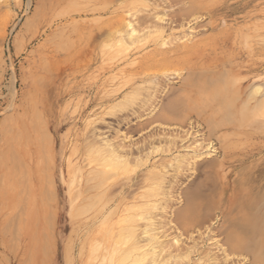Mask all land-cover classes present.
<instances>
[{
	"label": "rangeland",
	"instance_id": "obj_1",
	"mask_svg": "<svg viewBox=\"0 0 264 264\" xmlns=\"http://www.w3.org/2000/svg\"><path fill=\"white\" fill-rule=\"evenodd\" d=\"M61 1L63 3H61ZM124 1L125 0H120L118 3L117 0V4L114 7L118 4L121 6V3ZM217 1L219 2V0H214L213 5L208 6L204 13L202 12L204 15H202V13L191 12L190 17L189 11L187 13L182 12L181 16L185 17L184 19L173 16L175 12L178 13V7L179 9L182 8V4H177L175 6L174 3L173 8L169 5V7L163 6V8L160 9L156 8V13L159 12L160 15L166 14L168 17L162 18L166 15L160 16L158 14L156 18L157 22H164L163 25L166 26L165 33H162L163 35L161 34V37H158L159 35L156 36L157 39L159 38L158 43L155 42L157 39L154 36V41L151 37V41L147 39L144 40V42L142 41L143 43H135L136 45L133 44V41H129L134 45H132L131 48L127 47L128 44L130 46L129 42H126V46H124V42L123 44H118V48L117 46H115V48L112 45V39L109 38L111 37L110 34L108 35V26L110 25L108 20L113 14V12L110 14V11H116L118 15L122 13L121 9L123 4L121 7L118 5V8L108 6L107 9V5H105V3L109 5L107 1L101 2L102 4H97L96 0H0V126L2 124L0 127V131L2 130L0 132V140H3L0 143V151L2 149L1 153L3 154L0 153V156H5L4 158H0L2 159V164H0V177L1 174L3 176L0 178V180L3 179L2 187V182L0 184L2 195L1 202L3 203H0V210L2 208L7 212L10 211L5 217L0 213V225L2 219L7 222L5 223L3 231L0 227V262H2V264H26L24 263L26 261H28L27 264H83L84 262H82L79 256L82 247L85 245L83 253L86 254L87 257L92 256L99 249H104L103 247H98L96 251H94L96 247L93 245L97 243V241L98 243H100V240L104 242V244L107 243L105 244V248H107L108 244L110 246L111 243L117 242L114 239L117 237L119 233L118 228L121 225L137 228H133L137 239H141V241L139 239L141 244L145 242L143 245L146 248L145 244H148V239L147 237L145 239L143 238L145 234L143 232L142 234L144 235H141V230L145 231L147 225L153 221L158 231L157 234L161 239H166L168 245L169 243L171 244V241L174 243L171 244L172 247L171 245H166L168 249L162 250L163 252L161 251V257L159 255L160 253L158 254L159 262H156L157 259L150 255L147 256L148 259L145 258L148 262L142 260V262H145L140 264H148L150 261H152L151 264H154V261L155 264H200L201 262V264H208L210 262V257L216 259L214 264H256L255 261H252L254 257H264V193H256V187L253 189H251V187L242 190L235 189L238 182L237 180L239 179L237 177L238 171L246 165L239 164L240 159L249 151L255 150L259 144L263 142V139L258 138V136L264 135V114L262 112H252L253 110L250 107L249 99L256 96L254 95V91L259 88L258 86L261 85L260 87L264 89V0H220V4L217 3ZM94 4L98 5L99 8L103 5L105 6V12L107 10L109 11L105 13L103 7V9H100V11L102 10L100 15H98L100 13L99 11V13L97 11L91 12L90 9L95 6ZM76 6H78V9L81 7L79 12L88 10L89 13L85 14L87 16L84 14L80 15ZM167 7L170 9H164ZM81 9L84 10L82 11ZM168 10L170 11L169 14L167 13ZM67 11H69V14L70 11H72L71 14H74V12L75 14L78 13L74 22L68 17L69 14ZM148 13L150 12L147 11L141 14L149 15ZM188 14L189 17L185 16ZM174 18H176V21H173ZM196 18H199L197 19L198 21H195ZM36 19L38 20L36 21ZM164 19L166 20L164 21ZM59 21L61 23H59ZM196 22L197 24L195 25ZM70 24L76 26V28L73 27L75 30L72 29ZM50 26L52 27L50 28ZM192 26H195V31ZM214 26H217L220 30L225 29L227 36L224 37V39L217 38L213 46L211 44L207 46V48L204 46L191 53H183V58L187 56L184 59L179 55L181 53L178 48L175 51L176 53L178 52V55L175 54L174 50L176 45L179 44V47H181L182 41H185L183 44L188 42V44H192L197 40L202 38L206 39L210 35L216 33V31L213 30ZM98 28L102 30L99 31ZM256 28H259L258 30L260 33L257 32L258 30ZM70 32L74 34L72 35ZM250 32L253 34L252 37H247ZM141 33L142 31L139 34ZM143 34H148V32L145 30L141 35ZM260 37H262L261 40ZM165 38L168 40L166 41ZM174 38V43H171ZM194 38L195 40H193ZM169 39H171L170 43L168 42ZM147 41L148 45L145 43ZM177 41L179 43L176 44ZM163 42L168 44L163 46L161 45ZM142 45H145L143 46L144 48H141ZM153 45H155V48L159 46L158 48L160 50L162 49L160 48L161 46L163 49L167 48L168 50L165 49V52L162 49L164 53L161 54L166 55L168 58L170 57L169 55L174 52V55H171V62H174V65L176 63V66L182 65L183 67L185 65V67L181 69L182 67L179 66L171 70L170 63L168 64L167 62L169 59H166L164 55L162 58L159 57V53L158 57L156 56L157 54L155 55L157 58H150L154 64L150 62V68L146 69L149 71V69L152 70L151 66L154 68H158L159 66L160 72L157 73L153 68L155 72L146 73L147 70H145V66L143 68L144 70H142L140 66L142 65L141 67H143L142 63L145 61V58L144 60L142 58L146 57L144 55L148 54V57L150 56L149 53L154 50L152 49ZM257 45L259 46L256 47ZM114 48L115 50H112ZM138 48L141 49L139 50ZM169 49H172V52ZM200 49H203V51L201 52ZM258 56H260L261 59ZM147 57L146 59L148 60ZM41 58L44 60L42 61ZM163 58L166 60L163 61ZM49 59L52 60L50 61ZM54 59L59 62H56L58 67L54 66L55 68L52 66V63H54L52 61H55ZM207 60L220 62L221 64H213L216 65L213 66V68L199 65H203V62ZM49 63L51 65H49ZM161 63L162 65L165 63L163 66L164 68L167 66V72L165 69L162 70L163 66ZM173 64L171 63V66H173ZM195 64H197V66H195ZM169 67L171 69H169ZM42 68L44 69L42 70ZM225 69L226 71L228 70L226 74H224L226 72H224ZM35 71L37 72L35 73ZM202 71L206 72L202 73ZM190 73L191 76L187 77L186 75H190ZM198 73L202 74L198 75ZM235 73L240 75L239 84L242 85V89H235L238 82L230 86L226 80L227 78L233 77ZM193 76L195 79L191 78ZM208 76L211 79H209ZM184 77L189 79L187 80V78L185 79ZM218 77H220L221 80L219 82ZM223 77L225 79L222 81ZM36 78L38 80H36ZM43 78L45 80H43ZM50 79H52L53 82H51L52 80ZM244 79L246 81H243ZM37 81H39L40 85H38ZM191 84L196 85L197 91L194 93H190L192 88ZM37 85L38 88H36ZM39 87L41 89H39ZM186 87H188V91ZM180 89H182V92L178 91ZM31 93H33V95H31ZM181 93L185 95H183V97H178V95L182 96ZM237 94H239V96H236ZM187 95L188 97H186ZM213 96L217 97V99L214 97L215 100H213ZM177 97L179 101H181L180 103L176 101L178 100ZM182 98H184L183 101ZM185 99L186 103H183ZM218 99L219 102H221L220 106L223 110V114L221 115L223 117H218L223 123L221 128L213 127V125L209 124L201 117L209 106L216 104V100ZM178 103H183L184 105L188 104L186 105L187 109L185 106L182 104L179 105ZM172 104H177L179 106L176 107V105L174 106ZM174 107L177 108V110ZM233 107L237 109L236 114H240V118L236 120H234L235 118L232 113ZM225 110L226 112H224ZM31 111L33 114H29ZM184 111H186V113H184ZM7 121H10L9 125ZM233 125L242 126L240 129L236 130L237 128L232 127ZM211 129L214 130L212 131ZM7 131L9 132L8 134L11 133L12 135V139L10 137V140L9 137L8 139L6 137ZM219 131L229 132L221 134ZM261 131L262 133H259ZM4 132L6 133L5 137ZM19 134H21V136ZM152 135L155 136L158 141H156L155 137ZM231 136H234V140L229 142V145L230 143L231 145L230 147L228 145L227 148V139ZM148 139H151L150 143L152 140L153 142L149 144ZM47 140H49V142ZM142 141L144 143H142ZM45 142L46 145L44 146ZM25 144L27 146L26 148ZM141 145L143 146V150H140L142 149ZM6 146H8V153L7 150H5ZM11 146L13 147L14 153L11 152ZM156 146L159 147L160 150H158ZM44 147L47 149L45 150ZM41 149H44V153ZM108 150H111L112 153L115 150L117 154L122 157L121 159L124 160L122 162V168L125 167L124 171L123 169L120 171L121 169H105L100 167L104 166V163H99L102 162L104 154L107 153L108 156L112 155L111 151ZM227 150L229 154L226 156ZM4 151L7 154H5ZM98 151H100V153H98ZM103 151H105V153ZM15 152H18L20 155H18V153L15 154ZM95 152L97 155H94ZM98 154H101V157L100 155L98 156ZM147 154H149L150 157ZM14 155L18 158L22 155L23 158L20 157L22 161H19L16 157L14 158ZM107 155H105V157ZM11 159H17L16 162L19 161L18 164H20V162H23V164L21 163L18 165L15 162L16 164L12 165L11 163L15 160ZM225 160H227L226 165H224ZM252 160V162L250 161L252 165L256 164L257 166L262 163L263 158L256 156ZM47 161H49L48 164L50 166H46ZM210 161L213 162L214 164L212 165L215 166H213V171ZM24 163L26 165H24ZM11 165L15 167L13 168ZM19 166H22V172H20ZM48 167L50 168L48 169ZM208 167L211 169L209 168V170ZM23 168H25L24 172ZM94 169L97 171H94ZM256 169H258V167ZM44 170L46 171L44 172ZM110 170L112 171L111 174ZM207 170H209V173L206 172ZM27 171L30 172L27 174ZM42 171L45 173L44 175ZM156 171H158L156 173L157 175H155ZM210 171L213 172V175ZM46 172H48V174ZM97 172H105L103 173L104 179L107 176L110 178V175L112 178H106L108 181L100 185L98 184L99 179H97V174L95 175ZM149 172H153V178L156 176L158 177H155L157 180H155V178L151 180L152 177H149L151 175ZM12 173L15 174L13 175ZM17 173L18 176L16 175ZM21 173H24V176H22ZM147 173H149V175ZM158 173L162 175L161 177L164 179L163 183V179ZM46 176L51 179H48L50 182L47 181ZM209 176L212 178L210 179ZM93 178H95V180ZM23 179L25 182L22 181ZM87 179L88 181L89 179L93 180L88 183ZM209 179L213 181L210 182ZM45 180L49 185L52 182V186L47 185L46 182L45 184ZM152 181L156 182L153 183ZM18 182L21 184L24 182L28 188L26 189L24 183L21 185ZM27 182H30L29 184L31 185H27ZM94 184L99 186L96 185V188ZM156 184L159 187L156 186V188ZM161 184L163 187L160 186ZM20 185L21 187H19ZM22 186L24 187L22 188ZM47 186L48 189H45ZM92 187L95 189L93 190ZM100 187L102 188L100 189ZM151 188H153V190L156 189L154 193ZM144 190H146L147 193ZM149 190H152V192H149ZM49 191L52 195L48 196L47 194H51L48 193ZM103 191L104 193H101ZM164 191H167V193ZM44 192L46 195L43 194ZM187 192L189 194H187ZM192 192H196V195ZM20 193L24 195L22 194L21 196ZM27 193H30V198L26 200L25 196ZM98 193L101 194L97 195ZM190 193L194 194V197L192 194L190 195ZM152 194H154L156 198H152ZM162 194L163 196H161ZM185 194L187 195V200ZM94 195L98 197L96 196L97 198L94 197L91 200H85L86 197L90 198ZM102 195L105 197L101 202ZM167 195L168 197L166 198ZM188 195H190V198ZM201 195L203 197H199ZM18 196L21 197L18 198ZM139 196L145 198L142 199ZM28 197L29 195L26 196V198ZM108 197L111 198L109 199ZM150 197L152 199H150ZM197 198L204 204L199 202ZM245 198L248 199L247 204H245ZM24 199L27 202L24 201ZM41 199H45L42 201L43 203ZM95 199L98 202H95ZM112 199L114 200L107 202L109 204L106 203V200ZM16 200L23 201V204L20 202L21 207H16L14 205ZM224 200L227 203L225 210L228 209L229 218L232 220L234 219L236 223L239 222L241 225L244 224V228L249 232H246V235L245 233H239L243 239V245L245 246L243 252H241L242 254L232 255L228 260H226L222 250L224 246H227L224 241H226L228 237L226 233L222 232V226L225 225L223 213ZM193 201H195V203L198 201L196 206ZM24 202L27 204L24 205ZM90 202L92 203L93 210H91L92 207H90ZM94 202L95 204L101 203L94 206ZM146 202L154 204H151V208L155 210L146 208V211H144V206L150 207V203L146 205ZM190 202L197 208L192 209V211L188 213L186 210H188ZM88 203L90 204L89 206ZM159 203L161 205L163 204V207ZM42 204L44 205L42 206ZM51 205L56 209H54V223H52L53 219L51 220L53 225H50L48 221H46V213H48L47 211L50 209ZM82 205H84V207L88 206L90 210L88 208L86 210L78 208H82ZM132 205L136 207L134 208ZM119 206L122 207V210L115 211L118 210ZM153 206L156 207L153 208ZM157 206L158 209L161 210L158 211ZM99 208L102 209L101 212ZM112 208L113 210H111ZM17 209H20V211ZM135 209L136 211H134ZM76 210L79 212L78 216H76ZM110 210L111 214L109 215L115 218L114 226L111 224V230H114V232L106 239V236H104L106 233L102 234L100 230L107 227L110 216L107 218L104 217ZM128 210L129 212H126ZM82 211L87 215H84ZM147 212H149V214ZM150 213L152 214V218L155 217V215L153 217L155 213L159 221H156L158 220L156 218L154 220L149 218L151 217ZM16 214L19 216L17 217ZM140 214H143L142 217H145V219H140L142 218ZM144 214H148L149 219L146 218L147 216H144ZM20 216L22 218H20ZM102 218L107 220L103 222ZM146 219H148L147 222L149 220L151 222L149 221L147 223ZM13 220L15 221L13 222L14 226L12 224ZM24 220L25 223H23ZM126 220L129 222L127 223ZM8 221H11L10 227L7 225L9 224ZM17 221L18 224L20 222V225H17ZM131 221L134 222V225ZM157 222L161 223V225ZM157 225L158 228L160 225L159 229ZM7 226L9 227V229H7V232L9 230L8 233L5 232ZM50 226H55V228H51ZM14 227L16 230L20 227V229L18 228V235L16 238L13 233L15 232ZM43 228L45 230L44 234ZM53 228L54 232H52ZM137 231L140 232V234L137 233ZM52 233L55 237L54 235L52 236ZM43 236L48 239L45 240ZM132 238L133 236L130 240H132ZM11 240H13V245L10 247L12 244ZM47 240L50 241V243L48 248L44 249L43 246L46 244L45 242ZM124 240L127 239L124 238L122 240L123 249L129 248L133 241H135L133 239L131 242H123ZM124 245H126V247H124ZM69 246L70 250L67 252ZM191 248L192 250H190ZM49 249L52 251V255H49L50 257L48 256ZM44 250L47 255H45ZM167 250L171 253L169 254ZM177 251H179V253ZM165 252L169 255H166ZM173 253L174 257L172 256ZM43 254L47 256V259ZM175 255L178 257V260L177 258L175 259ZM8 256L10 259H8ZM166 256L169 257V259ZM153 257L156 260H154ZM164 257H166V259ZM202 258H204V260ZM167 259L168 262H171L166 263ZM199 259H202V261ZM98 260L103 261V257H100ZM175 260L176 262L173 263ZM179 260L181 261L179 262ZM114 263L117 264L116 262ZM93 264H95L94 261ZM132 264L134 263L132 262Z\"/></svg>",
	"mask_w": 264,
	"mask_h": 264
},
{
	"label": "bare ground",
	"instance_id": "obj_2",
	"mask_svg": "<svg viewBox=\"0 0 264 264\" xmlns=\"http://www.w3.org/2000/svg\"><path fill=\"white\" fill-rule=\"evenodd\" d=\"M40 1V0H39ZM53 1V0H52ZM65 1V0H64ZM97 1V4L98 3H101V2H105V1H107L108 3H109V5L108 4H106L105 3V5H107V9H108V6L109 7H114L116 4H117V0H96ZM216 1V0H215ZM227 1V0H226ZM59 2V1H58ZM120 2V0H118V3ZM213 2H214V0H125L123 3H121V6H122V4H123V6H122V13L121 14H119L118 15V12H116V11H110V14L113 12V14H112V16L111 15H109V16H111V18L108 20L109 21V26H108V35L110 34V36L111 37H109V38H111L112 39V45H113V47H115V46H117L118 44H123L124 42H125V44H124V46H126V42H129V41H133V44H139L140 42H144V40H147V39H150L151 37L153 38L154 36L156 37L157 35H159L158 37H161L163 34L162 33H165V31H166V26L165 25H163V23L162 22H157V20H156V18H157V16H158V14H159V12L158 13H156L155 12V10H156V8H163V6H170L171 8H173V6H174V3H175V6L177 5V4H182L181 5V7L182 8H180L179 9V7H178V10L179 11H177L178 13H176L175 12V14L173 15L174 17H176V18H182V19H184L185 17H182L181 16V14H182V12H185V13H187L188 11L190 12L189 14H190V17H191V12H193V13H204V11L208 8V6H211V5H213ZM219 2H220V0H219ZM218 1H217V3H219ZM222 2V1H221ZM246 2V1H245ZM245 2H243V3H245ZM39 3V2H38ZM61 3H63L62 1H61ZM96 3V2H95ZM242 3V4H243ZM68 4H69V2H68ZM102 4V3H101ZM165 4H167V5H165ZM220 4V3H219ZM223 4V3H222ZM41 5V4H40ZM45 5V4H44ZM64 5V4H63ZM66 5H67V3H66ZM65 5V6H66ZM79 5H81V4H79ZM78 5V6H79ZM95 5V4H94ZM119 6H120V4H118ZM118 5L116 6L117 8H118ZM216 5V4H215ZM214 5V6H215ZM47 6V5H46ZM60 6H61V4H60ZM65 6H62V7H65ZM73 6H75V5H73ZM78 6H76L77 7V10H78V12H79V9L81 8V7H79V9H78ZM85 6H87V5H85ZM100 6V5H99ZM120 6V7H121ZM162 6V7H161ZM168 6V7H169ZM214 6H212V7H214ZM220 6V5H219ZM44 7V6H43ZM68 7V6H67ZM88 7V6H87ZM91 7H93V6H91ZM95 7V8H94ZM92 9H90V8H88V9H90L91 10V12H95V11H99L98 13V15H100L102 12V10L100 11V9L102 8L103 9V7H104V12H105V6H103L102 5V7L100 6V8L98 7V5H95ZM116 7H114V8H116ZM119 7V8H120ZM164 8V9H170V8ZM217 7V6H216ZM39 8H40V6H39ZM74 9H76L75 7H73ZM84 8V7H83ZM113 8V9H114ZM175 8V7H174ZM211 8V7H210ZM46 9V8H45ZM63 9V8H62ZM66 9V8H65ZM64 9V10H65ZM84 9H86V8H84ZM83 9V10H84ZM110 9V8H109ZM41 10V9H40ZM82 10V9H81ZM82 10V11H83ZM87 10V9H86ZM112 10V9H111ZM120 10V9H119ZM120 10V11H121ZM173 10V9H172ZM109 10H107L105 13H107ZM150 12V13H153V14H150V13H148L149 15H147V14H145V15H142V14H144V12ZM153 11V12H152ZM157 11V10H156ZM160 11V10H159ZM37 12V11H36ZM71 12L72 11H70V14H71ZM166 12V11H165ZM169 10H168V14H169ZM64 13H65V11H64ZM67 13L69 14V11H67ZM77 13V12H76ZM87 13H89V11L87 10V11H85L84 10V12H79V14L80 15H85V14H87ZM114 13H116V14H114ZM142 13V14H141ZM160 13H161V11H160ZM184 13V14H185ZM202 13V15H204ZM208 13V12H207ZM37 14V13H36ZM47 14V13H46ZM68 14H66V15H68ZM69 14V15H70ZM78 14V13H77ZM77 14H75V12H74V14H71L70 16L68 15V17L74 22L75 20H76V17L78 16ZM92 14H94V13H92ZM157 14V15H156ZM189 14L188 15H185V16H187V17H189ZM209 14V13H208ZM210 14H212V13H210ZM39 15V14H38ZM65 15V16H66ZM90 15V14H89ZM153 15H155V16H153ZM160 15V14H159ZM163 14H161L160 16H162ZM164 15H166V14H164ZM163 15V16H164ZM40 16V15H39ZM85 16H87V15H85ZM103 16V15H102ZM184 16V15H183ZM193 16V15H192ZM32 17H34V16H32ZM58 17H61V16H58ZM168 18L167 17V15L166 16H164V17H162V18ZM169 17H171V16H169ZM186 17V18H187ZM194 17V16H193ZM197 17V16H196ZM199 18H201L200 16H198ZM37 18H38V16H37ZM47 18V17H46ZM63 18V17H62ZM160 18V17H159ZM158 18V19H159ZM162 18H161V20H162ZM176 18H174V20L173 21H176ZM199 18H196V20L195 21H198L197 19H199ZM32 19V18H31ZM59 19V18H58ZM64 19V18H63ZM62 19V20H63ZM69 19V20H70ZM172 19V18H171ZM38 19H36V21H37ZM45 20V19H44ZM44 20H43V22H44ZM68 20V21H69ZM166 19H164V21H165ZM194 20V19H193ZM32 21H33V19H32ZM48 21V20H47ZM55 21V20H54ZM67 21V22H68ZM158 21H160V20H158ZM200 21V20H199ZM203 21V20H202ZM41 22V21H40ZM43 22H42V24H43ZM167 22V21H166ZM172 22V21H171ZM190 22V21H189ZM210 22H212V21H210ZM32 23V22H31ZM47 23H49V22H47ZM59 23H61L60 21H59ZM169 23H170V21H169ZM169 23H166V24H169ZM225 23V22H224ZM52 24V23H51ZM105 24H106V22H105ZM173 24V23H172ZM197 24V22L195 23V25ZM211 24V23H210ZM209 24V25H210ZM216 24V23H215ZM230 24H232V23H230ZM71 25V24H70ZM108 25V24H107ZM203 25V24H202ZM202 25H200V26H202ZM214 25V24H213ZM261 25V24H260ZM72 26V25H71ZM106 26V25H105ZM170 26V25H169ZM199 26V27H200ZM250 26V25H249ZM257 26V25H256ZM52 26H50V28H51ZM73 27H75L76 28V26H72V29H74L75 30V28H73ZM168 27V26H167ZM195 27V26H194ZM194 27L192 26V28L194 29ZM197 27H198V25H197ZM203 27V26H202ZM226 27V26H225ZM192 28H190V29H192ZM228 28V27H227ZM264 28V27H263ZM71 29V30H72ZM78 29V28H77ZM169 29V28H168ZM167 29V30H168ZM192 29V30H193ZM196 29V28H195ZM195 29H194V31H195ZM250 29V28H249ZM248 29V30H249ZM257 29V28H256ZM259 29V28H258ZM257 29V30H258ZM70 30V31H71ZM98 30H99V28H98ZM98 30H97V34H98ZM100 30H102L101 28H100ZM99 30V31H100ZM147 31L148 32V34H143V35H141L142 33H144V31ZM171 30V29H170ZM213 30H215L216 31V33H214V34H212V35H210L208 38H206V39H200V40H197V41H195L194 43H192V44H188V43H185V44H183L185 41H182V46L181 47H179L180 45L178 44V45H176V47H175V50H174V52L176 51V49L178 48L179 49V51H180V53L181 54H179V55H181L180 57L181 58H183V56H184V54L183 53H185V54H188V53H191V52H193V51H195V50H197V49H199V48H203L204 46H206V48H207V46H209V45H211L212 44V46L214 45V42H215V40L217 39V38H223L224 39V37H226L227 36V34H226V30L225 29H222V30H220L217 26H214V28H213ZM255 30V29H254ZM253 30V31H254ZM65 31H67V30H65ZM64 31V32H65ZM142 31V33L141 34H139L140 32ZM261 31V30H260ZM58 32V31H57ZM63 32V33H64ZM96 32V31H95ZM169 32V31H168ZM168 32H166V33H168ZM201 32V31H200ZM200 32H197V33H200ZM257 32H259V30L257 31ZM262 32H263V30H262ZM61 33V32H60ZM71 33V32H70ZM69 33V34H70ZM146 33V32H145ZM193 33V32H192ZM241 33V32H240ZM260 33V32H259ZM57 34V33H56ZM72 34V33H71ZM70 34V35H71ZM74 34V33H73ZM72 34V35H73ZM76 34V33H75ZM162 34V35H161ZM196 34V33H195ZM206 34V33H205ZM204 34V35H205ZM229 34H230V32H229ZM258 34V33H257ZM190 35H193V34H190ZM190 35H188V36H190ZM252 32H250L249 33V36H247V37H252ZM59 36V35H58ZM60 36H61V34H60ZM165 36V35H164ZM202 36H203V34H202ZM56 37V36H55ZM154 37V38H155ZM53 38V37H52ZM63 38V37H62ZM154 38H153V41H154ZM177 38V37H176ZM189 38V37H188ZM196 38H197V36H196ZM198 38H199V36H198ZM261 38L262 37H260V40H261ZM156 39H157V37H156ZM159 39V38H158ZM158 39H157V41H155V42H157L158 43ZM163 39V38H162ZM172 39V38H171ZM171 39H169V43H170V40ZM222 39V40H223ZM256 39H259V38H256ZM59 40V39H58ZM165 40L167 41L168 39H166L165 38ZM174 40H175V38L171 41V43H174ZM177 40V39H176ZM179 40V39H178ZM193 40H195V38L193 39ZM264 40V39H263ZM53 41V40H52ZM55 41H56V38H55ZM149 41V40H148ZM148 41L147 42H145V43H147V45H148ZM150 41H151V39H150ZM149 41V42H150ZM164 41V40H163ZM180 41V40H179ZM189 41V40H188ZM191 41V40H190ZM50 42V41H49ZM49 42H48V44H49ZM59 42V41H58ZM142 42V43H143ZM165 42V41H164ZM163 42V43H164ZM57 43V42H56ZM130 43V42H129ZM161 44V45H167L168 43H164V44ZM177 43H179L178 41L176 42V44ZM252 43H254V42H252ZM251 43V44H252ZM259 43H263V42H259ZM47 44V45H48ZM133 44H131L130 43V46H129V44L127 45V47H129V48H131L132 47V45ZM135 44V45H136ZM47 45H46V47H47ZM55 45V44H54ZM111 45V44H110ZM151 45V44H150ZM253 45V44H252ZM49 46H50V44H49ZM119 46V45H118ZM118 46H117V48H118ZM134 46V45H133ZM143 46H145V45H142L141 46V48L143 47ZM155 45H153V48L152 49H154V50H152L150 53H149V55L150 56H148L147 57V55L145 54L144 56H146L147 58H148V60L146 59V57H143L142 59L144 60V58H145V61L142 63L143 64V67H141L140 66V68H142V70H144L143 68H144V66H145V70H147V72L146 73H152V71H153V68L154 67H152L151 66V68H152V70H150L149 69V71H148V69H146V68H150V66H149V64H154L153 63V61H151V59L150 58H157L158 57V54L160 53V55H159V57H163V55L161 54V53H164L166 50H168L167 48H165V49H163V47L161 46L160 48H162L163 50H164V52H163V50L161 49H159L158 47H154ZM178 46V47H177ZM259 45H257L256 47H258ZM261 46V45H260ZM44 47H45V45H44ZM52 47V46H51ZM60 47V46H59ZM110 47V46H109ZM122 47V46H121ZM126 47V48H127ZM254 47V46H253ZM53 48V47H52ZM52 48H51V51H52ZM116 48V47H115ZM115 48L114 49H112V50H115ZM141 48H138L139 50L141 49ZM144 48V47H143ZM212 48V47H211ZM45 49V48H44ZM60 49V48H59ZM128 49V48H127ZM263 49V48H262ZM170 50V49H169ZM201 50V49H200ZM251 50V49H250ZM171 52H172V49L170 50ZM178 51V50H177ZM203 51V49L201 50V52ZM243 51V50H242ZM256 51V50H255ZM258 51V50H257ZM112 52V51H111ZM174 52L172 53L173 55H174ZM245 52V51H244ZM263 52V51H262ZM115 53H116V51H115ZM178 53V52H177ZM176 52H175V54L176 55H178ZM41 54V53H40ZM39 54V55H40ZM157 54V55H156ZM166 54V53H165ZM172 54H170L169 56V58L168 57H166V55H164V57H166V59H169V61L167 60V62H168V64L170 65V67L172 68H170L169 67V69H171V70H173L174 68H176V67H179V66H181L182 67V65H179V66H176L177 64L175 63V65L173 64L174 62H171L172 60V58H171V55ZM243 54V53H242ZM260 54V53H259ZM258 54V55H259ZM157 57H156V56ZM162 55V56H161ZM175 55V56H176ZM252 55V54H251ZM41 56V55H40ZM43 56V55H42ZM47 56V55H46ZM46 56H44V57H46ZM51 56V55H50ZM48 57V56H47ZM185 57H187V56H185ZM184 57V58H185ZM259 58H260V56H258ZM53 58V57H52ZM183 58V59H184ZM255 58V57H254ZM57 59V58H56ZM142 59H141V61H142ZM150 59V60H149ZM166 59H164L163 58V61L164 60H166ZM174 59H175V57H174ZM261 59V58H260ZM41 60H42V58H41ZM44 60V59H43ZM42 60V61H43ZM50 61L52 60V59H49ZM48 60V61H49ZM55 60V59H54ZM253 60H255V59H253ZM257 60V59H256ZM259 60V59H258ZM41 61V62H42ZM47 61V60H46ZM140 61V60H139ZM174 61V60H173ZM261 61V60H260ZM40 62V63H41ZM52 62H54V63H52V66L54 67V66H57L58 67V64L56 63V62H58V60H55V61H52ZM151 62V63H150ZM252 62V61H251ZM47 63V62H46ZM59 63V62H58ZM137 63V62H136ZM163 63V62H162ZM162 63H161V65H162ZM166 63V62H165ZM164 63V64H165ZM171 63L173 64V66H175V67H173V66H171ZM180 63V62H179ZM256 63V62H255ZM260 63V62H259ZM262 63V62H261ZM57 64V65H56ZM138 64V63H137ZM163 64V65H164ZM167 64V65H168ZM213 64H218V65H220L221 63L220 62H213L212 60H207V61H205V62H203V65H201V64H199L200 66H202V67H208V68H213V66H216V65H213ZM36 65V64H35ZM49 65H51L50 63H49ZM162 65V66H163ZM191 65V64H190ZM192 65H193V63H192ZM155 66V65H154ZM195 66H197V64H195ZM256 66V65H255ZM51 67V66H50ZM139 67V66H138ZM180 67V68H181ZM185 67V65L181 68V69H183ZM55 68V67H54ZM160 68H161V66H160ZM44 68H42V70H43ZM51 69V68H50ZM158 69V70H157ZM162 69V68H161ZM168 70V68H167V66H165V68H164V66H163V69L162 70ZM179 69V68H178ZM180 69V70H181ZM247 69V68H246ZM250 69V68H249ZM38 70H39V68H38ZM37 70V71H38ZM45 70H46V66H45ZM52 70V69H51ZM154 70L155 71H157V73L158 72H160L159 70V66H158V68L157 67H155L154 68ZM167 70H166V72H167ZM34 71V70H33ZM37 71H35V73L37 72ZM52 71H54V70H52ZM155 71H153V72H155ZM176 71V70H175ZM210 71V70H209ZM214 71V70H213ZM213 71H211V72H213ZM226 71V69L224 70V72ZM228 71V70H227ZM225 72L224 74H226V73H228V72ZM162 72V71H161ZM165 72V71H164ZM163 72V73H164ZM178 72H180V71H178ZM190 72V71H189ZM203 72H206V71H202V73ZM34 73V72H33ZM42 73V72H41ZM47 73V72H46ZM202 73H198V75H201ZM257 73V72H256ZM32 74V73H31ZM51 74V73H50ZM53 74V73H52ZM205 74V73H204ZM38 75V74H37ZM253 75H255V74H253ZM39 76V75H38ZM187 77H190L191 76V73H190V75H186ZM196 76V75H195ZM203 76V75H202ZM201 76V77H202ZM250 76H252V75H250ZM37 77V76H36ZM51 77V76H50ZM187 77H184L185 79L187 78ZM194 77V76H193ZM193 77H191L192 79H195V77L193 78ZM198 77V76H197ZM224 77H226V76H224ZM223 77V79H222V81L225 79ZM42 78V77H41ZM49 78V77H48ZM48 78H47V80H48ZM208 78H209V76H208ZM207 78V79H208ZM248 78H249V76H248ZM189 78H187V80H188ZM209 79H211V78H209ZM208 79V80H209ZM239 79H240V75H237V73H235V74H233V77H231V78H227L226 80L228 81V84L230 85V86H233L236 82H238L237 83V85H236V88L235 89H237V90H239V89H242V85L241 84H239ZM36 80H38L37 78H36ZM42 80V79H41ZM43 80H45L44 78H43ZM50 80H52V79H50ZM186 80V81H187ZM183 81H185V80H183ZM195 81V80H194ZM219 81H221L220 80V77H218V82ZM243 81H246L245 79L243 80ZM38 82V85H40V83H39V81H37ZM41 82V81H40ZM51 82H53V80L51 81ZM50 82V83H51ZM196 82V81H195ZM194 82V83H195ZM209 82H211V81H209ZM36 83V82H35ZM34 83V84H35ZM43 83V82H42ZM33 84V85H34ZM49 84V83H48ZM210 84V83H209ZM263 84V83H262ZM38 85H37V87L36 88H38ZM42 86V85H41ZM50 86V85H49ZM48 86V87H49ZM261 86V85H260ZM260 86H258L259 88H257L255 91H254V95H256L254 98H250L249 99V101H250V107L252 108V112H254V113H257V112H262L263 114H264V89H262ZM44 87V86H43ZM191 90H190V93H194V92H196L197 91V88H196V85H193V84H191ZM263 87V86H262ZM39 89H41L40 87H39ZM45 89H47V88H45ZM178 89V88H177ZM34 90H35V88H34ZM48 90V89H47ZM46 90V91H47ZM182 89H180V90H178V91H180V92H182L181 91ZM184 90V89H183ZM186 90L188 91V87H186ZM222 90V89H221ZM30 91V90H29ZM213 91V90H212ZM251 91V90H250ZM36 92V91H35ZM217 92V91H216ZM38 93V92H37ZM184 93V92H183ZM183 93H181L182 94V96H180V95H178V97H183V95H185V94H183ZM39 94H42V93H39ZM31 95H33V93H31ZM36 95V94H35ZM218 95H219V92H218ZM215 96H217V95H215ZM215 96H213V98L215 97ZM236 96H239V94H237ZM30 97V96H29ZM32 97V96H31ZM36 97V96H35ZM43 97V96H42ZM177 97V98H178ZM186 97H188V95L186 96ZM218 97V96H217ZM217 97H215L216 99H217ZM38 98V97H37ZM215 98L213 99V100H215ZM44 99V98H43ZM183 99L184 98H182V101H183ZM209 99H212V98H209ZM35 100V99H34ZM38 100V99H37ZM36 100V101H37ZM47 100V99H46ZM212 100V101H213ZM42 101V100H41ZM176 101H178L179 103L181 102V101H179V98H178V100H176ZM211 101V102H212ZM49 102V101H48ZM173 102V101H172ZM175 102V101H174ZM178 103V104H179ZM183 103H186V99H185V101L183 102ZM183 103H181L183 106H185V108L187 109V107H186V105H188V104H183ZM42 104V103H41ZM181 104H179V105H181ZM220 104H221V102H219V99L218 100H216V104L215 105H213V106H209L208 108H207V110L202 114V119H204L206 122H208L209 124H211V125H213V127H216V128H221L222 126H223V123L220 121V119L218 118V117H223V116H221L223 113V110H222V107L220 106ZM36 105V104H35ZM172 105H176V107L177 106H179V105H177V104H172ZM66 106V105H65ZM171 106V105H170ZM229 106V105H228ZM34 107V106H33ZM37 107V106H36ZM23 108V107H22ZM173 108V107H172ZM175 108V107H174ZM179 108V107H178ZM229 108V107H228ZM176 110H177V108H175ZM181 109V108H180ZM183 109H184V107H183ZM36 110V109H35ZM185 110V109H184ZM236 108L235 107H233V117L235 118L234 120H236V119H238V118H240V114H236ZM229 111V110H228ZM29 112V111H28ZM47 112V111H46ZM45 112V113H46ZM224 112H226V110L224 111ZM41 113H42V111H41ZM41 113H40V115H41ZM184 113H186V111H184ZM12 114V113H11ZM22 114V113H21ZM29 114H33V112L31 111V113H29ZM43 115H44V113H42ZM39 115V114H38ZM200 115V114H199ZM228 115V114H227ZM23 116V115H22ZM25 117H26V115H25ZM31 117V116H30ZM44 117V116H43ZM37 118V117H36ZM42 118V117H41ZM226 118V117H225ZM10 119V118H9ZM43 119V118H42ZM32 120V119H31ZM43 120H45V119H43ZM12 121V120H11ZM37 121V120H36ZM40 121V120H39ZM1 123V122H0ZM9 123H10V121L8 122L7 121V124L9 125ZM44 123V122H43ZM46 123V122H45ZM32 124V123H31ZM40 124H42V123H40ZM39 124V125H40ZM33 125V124H32ZM38 125V126H39ZM47 125V124H46ZM1 126H2V124H1ZM0 126V127H1ZM36 126V125H35ZM242 125H233L232 127H236L237 129L236 130H238V129H240V127H241ZM11 127V126H10ZM46 127V126H45ZM212 127V128H213ZM8 128H9V126H8ZM39 128V127H38ZM5 129H7V128H5ZM10 130V129H9ZM8 130V131H9ZM13 130V129H12ZM212 131L214 130V129H211ZM2 131V130H1ZM0 131V132H1ZM7 131V139H8V137H9V140H10V137L12 136L11 135V133H12V131L10 130V134H8L9 132ZM27 131H28V129H27ZM34 131V130H33ZM43 131V130H42ZM49 131V130H48ZM212 131H211V133H212ZM209 132H210V130H209ZM214 132H217V131H214ZM221 134H226V133H228L229 131H219ZM234 132H237V131H234ZM233 132V133H234ZM26 133V132H25ZM49 133V132H48ZM259 133H262V131L261 132H259ZM36 134V133H35ZM39 134V133H38ZM46 134H47V132H46ZM5 135H6V133L4 132V137H5ZM9 135V136H8ZM20 136H21V134H19ZM154 135V134H153ZM152 135V136H153ZM156 135V134H155ZM18 136V135H17ZM48 136H50V135H48ZM47 136V137H48ZM157 136H158V134H157ZM27 137V136H26ZM37 137V136H36ZM47 137H46V139H47ZM153 137H155V136H153ZM20 138V137H19ZM29 138H30V136H29ZM43 138V137H42ZM50 138H52V137H50ZM147 138H149V137H147ZM146 138V139H147ZM258 138H262L263 139V142L262 143H260L259 144V146L255 149V150H252V151H249L248 153H246L243 157H242V159H240V161H239V164H246L244 167H242L241 169H239V171H238V182H237V185L235 186V189H238V190H242V189H249L248 187H251V189H253L254 187H256V193H264V135H259L258 136ZM2 139V138H1ZM11 139H12V137H11ZM22 139V138H21ZM21 139H20V141H21ZM27 139V138H26ZM45 139V140H46ZM49 139V138H48ZM157 139H159V138H157ZM144 140V139H143ZM151 140V139H150ZM150 140L148 139V143L149 144H151L152 142H153V140L151 141V143H150ZM155 140H156V137H155ZM234 140V136H231V137H228V139H227V145H226V147L228 148V145H229V142L231 141H233ZM3 140H0V143L2 142ZM6 141V140H5ZM14 141H16V140H14ZM48 142H49V140H47ZM147 141V140H146ZM156 141H158V140H156ZM172 141V140H171ZM170 141V142H171ZM17 142V141H16ZM26 142V141H25ZM52 142V141H51ZM50 142V143H51ZM173 142H175V141H173ZM13 143V142H12ZM18 143V142H17ZM142 143H144L143 141H142ZM154 143H155V141H154ZM154 143H153V145H154ZM239 143V142H238ZM27 144V143H26ZM26 144H25V148L27 147L26 146ZM146 144H147V142H146ZM43 145V144H42ZM46 145V142H45V144H44V146ZM144 145V144H143ZM230 145H231V143H230ZM230 145H229V147H230ZM234 145V144H233ZM13 146V145H12ZM11 146V147H12ZM19 146H20V144H19ZM48 146H49V144H48ZM142 146V145H141ZM152 146V145H151ZM148 147H149V145H148ZM157 147V146H156ZM232 147V146H231ZM8 146H6V149L5 150H7V153H8ZM24 148V149H25ZM45 148V147H44ZM92 148H93V146H92ZM141 148V147H140ZM153 148V147H152ZM158 148V150H160V148L159 147H157ZM156 148V149H157ZM14 149H15V147H14ZM47 148H45V150H46ZM91 149V148H90ZM94 149V148H93ZM92 149V150H93ZM148 149V148H147ZM44 150V149H43ZM42 149H41V151L44 153V151H43ZM95 150V149H94ZM140 150H143V146H142V149H140ZM108 151H111V150H108ZM139 151V150H138ZM2 152V149H1V151H0V153ZM12 153H14V151H13V147H12V151H11ZM90 152H91V150H90ZM104 153H105V151H103ZM107 152V151H106ZM148 152V151H147ZM146 152V153H147ZM227 153H226V156H227V154H229L228 153V150L226 151ZM4 153H5V151H4ZM7 153H5V154H7ZM16 153H18V152H15V154ZM96 153V152H95ZM94 153V155H97V153L95 154ZM98 153H100V151H98ZM102 153V152H101ZM110 153V152H109ZM108 153V154H109ZM111 153H112V151H111ZM149 153V152H148ZM1 154H3V153H1ZM4 154V155H5ZM103 154V153H102ZM12 155V154H11ZM18 155H20L19 153H18ZM93 155V156H94ZM100 155V157H101V154H98V156ZM105 155H107V153L106 154H104V157H102V162H99V163H104V166H100V167H102V168H105V169H107V168H111V169H121L120 171H122V169H123V171H124V168L125 167H123L122 168V166H123V164H122V162L124 161L123 159H121L122 157L121 156H119V154H117V152L114 150L113 151V153H112V155H107L106 157H105ZM146 155V154H145ZM148 156H149V154H147ZM32 156V155H31ZM143 156H144V153H143ZM256 156H258V157H262L263 158V160H262V163L261 164H259V165H257L256 166V164H254V165H252V159L253 158H255ZM4 158L5 156H0V158ZM16 156L14 155V158H15ZM20 157H22L23 158V156L21 155ZM18 158V157H16L19 161H22V158ZM44 157V156H43ZM99 157V158H100ZM150 157V156H149ZM228 157H229V155H228ZM7 158V157H6ZM30 158V157H29ZM10 159V158H9ZM17 159H11V160H15L13 163H11L12 165H14V164H18V162H16V160ZM45 159H46V157H45ZM44 159V160H45ZM147 159H148V157H147ZM10 160V161H11ZM30 160H32V159H30ZM122 160V161H121ZM0 161H1V163L0 164H2V159H0ZM7 161V160H6ZM146 161V160H145ZM222 161V160H221ZM251 161V162H250ZM16 162V163H15ZM31 162V161H30ZM211 162V161H210ZM213 162H214V160H213ZM213 162H211L210 163V165L212 166H210L211 168H212V171H213V168L215 167L214 165H212V164H214ZM228 162H229V160H228ZM23 164V162H20V164ZM32 163V162H31ZM49 161H47V164H46V162H45V164H46V166H48L49 164ZM125 163V162H124ZM216 163V162H215ZM250 163V164H249ZM20 164H18V165H20ZM223 164V163H222ZM227 164V160H225L224 161V165H226ZM11 165V166H12ZM24 165H26L25 163H24ZM23 165V166H24ZM40 165V164H39ZM8 166V165H7ZM29 166V165H28ZM27 166V167H28ZM50 166V165H49ZM126 166V165H125ZM214 166V167H213ZM6 167V166H5ZM13 168L15 167V166H12ZM20 167V166H19ZM25 167V166H24ZM44 167V166H43ZM127 167V166H126ZM210 167H208V169L210 168ZM258 167V169H256ZM26 168V167H25ZM25 168H23V172H24V169ZM50 167H48V169H49ZM128 168V167H127ZM210 168V169H211ZM226 168V167H225ZM5 169H7V168H5ZM11 169V168H10ZM22 169V166L20 167V170ZM44 169H45V167H44ZM155 169V168H154ZM209 169V170H210ZM15 170V169H14ZM19 170V171H20ZM27 170V169H26ZM109 170V169H108ZM157 170V169H156ZM209 170H207L206 172H208ZM46 170H44V172H45ZM94 171H97V170H95L94 169ZM99 171V170H98ZM111 171V170H110ZM127 171V170H126ZM151 171V170H150ZM153 171V170H152ZM155 171V170H154ZM158 171H160V170H158ZM158 171H156L155 172V175H157L156 173L158 172ZM212 171H210V173L213 175V172ZM13 172V171H12ZM15 172V171H14ZM17 172V171H16ZM20 172H22V170L20 171ZM30 171H27V174L29 173ZM32 172V171H31ZM19 173V172H18ZM18 173L16 174L17 176H18ZM42 173H43V171H42ZM47 174H48V172H46ZM49 173H50V171H49ZM91 173V172H90ZM103 173H105V172H97V173H95V175L97 174V179H99V183L98 184H104V183H106L107 181H108V179L106 180V178H109V176H107L105 179H104V176H103ZM112 173V171L110 172V174ZM114 174H116L115 172H113ZM149 173H151V175L149 176V177H152L151 178V180H153L154 178H153V175H152V173L153 172H149ZM149 173H147L148 175H149ZM161 173V172H160ZM209 173V172H208ZM13 174V173H12ZM15 174V173H14ZM13 174V175H14ZM20 174V173H19ZM24 173H21V175L22 176H24L23 175ZM26 174V175H27ZM32 174V173H31ZM45 173H43V175H44ZM46 174V175H47ZM107 174V173H106ZM159 174V173H158ZM162 174V173H161ZM16 175H15V177H16ZM50 175V174H49ZM88 175V174H87ZM117 175V174H116ZM148 175H147V177H148ZM160 175V174H159ZM163 175V174H162ZM162 175H160V177L162 176ZM211 175V176H212ZM9 176V175H8ZM48 176V175H47ZM47 176H46V178H47ZM3 176H2V174H1V177L0 178H2ZM11 177V176H10ZM10 177H9V179H10ZM15 177H14V179H15ZM50 177V176H49ZM210 177V176H209ZM227 177V176H226ZM21 178V177H20ZM25 178H26V176H25ZM32 178V177H31ZM110 178H112V176L110 175ZM109 178V179H110ZM120 178V177H119ZM122 178V177H121ZM145 178V177H144ZM156 178H158V177H156ZM155 178V180H157ZM162 179H163V177H161ZM212 177H210V179H211ZM28 179V178H27ZM29 179H30V177H29ZM48 179H50V178H47V181H49ZM94 180H95V178H93ZM93 179H91V180H93ZM161 179V180H162ZM209 179V180H210ZM20 180V179H19ZM51 180V179H50ZM53 180V179H52ZM90 179H89V181H88V179H87V181H88V183L91 181ZM150 180V179H149ZM148 180V181H149ZM159 180H160V178H159ZM22 181H24L25 182V180L23 179ZM27 181H29V180H27ZM30 181H31V179H30ZM46 180L44 181V183L46 182L47 183V185H49L48 184V182H47ZM145 181V180H144ZM163 181H164V179L162 180V183H163ZM213 180H210V182H212ZM1 182H2V184H1ZM11 182V181H10ZM9 182V183H10ZM23 182V183H24ZM50 182V181H49ZM93 182V181H92ZM153 182V181H152ZM156 182V181H155ZM155 182H153V183H155ZM161 182V181H160ZM229 182H231V181H229ZM228 182V183H229ZM235 182V181H234ZM14 183H15V181H14ZM18 183H20V182H18ZM22 183V184H23ZM28 183V182H27ZM30 183V182H29ZM27 184V185H31V184ZM33 183V182H32ZM45 183V184H46ZM145 183V182H144ZM0 184H1V187H2V185H3V179L2 180H0ZM21 184V183H20ZM21 184V185H22ZM51 184H52V182H51ZM49 185V186H52V185ZM230 184V183H229ZM21 185L19 186V187H21ZM95 185V184H94ZM94 185H92V186H94ZM97 185V184H96ZM96 185H95V187H96ZM107 185V184H106ZM105 185V186H106ZM159 185V184H158ZM164 185V184H163ZM24 186L26 187V189L28 188L26 185H25V183H24ZM24 186H22V188L24 187ZM97 186H99V185H97ZM151 186V185H150ZM154 186V185H153ZM157 186V184L155 185V187ZM161 187H163L162 186V184L160 185ZM33 187V186H32ZM45 187V186H44ZM152 187V186H151ZM157 187H159V186H157ZM156 187V188H157ZM160 187V188H161ZM12 188V187H11ZM21 188V189H22ZM30 188V187H29ZM52 188V187H51ZM93 188V190L95 189L94 187H92ZM97 188V187H96ZM102 187H100V189H101ZM149 188V187H148ZM160 188H159V190H160ZM166 188V187H165ZM14 189V188H13ZM25 189V188H24ZM25 189V190H26ZM45 189H48V186H47V188H45ZM98 189H99V187H98ZM152 190H153V188H151ZM163 189V188H162ZM162 189H161V191H162ZM11 190V189H10ZM29 190V189H28ZM90 190H91V188H90ZM106 190H108V189H106ZM111 190V189H110ZM152 190H149V192H152ZM154 190H156V189H154ZM153 190V193L155 192ZM164 190V189H163ZM166 190V189H165ZM30 191H31V189H30ZM43 191H44V189H43ZM48 191V190H47ZM53 191V190H52ZM87 191H88V189H87ZM112 191V190H111ZM144 191H146V190H144ZM147 191H148V189H147ZM147 191H146V193H147ZM189 191H191V190H189ZM4 192H5V194H6V191L4 190ZM19 192H21V191H19ZM25 192H27V191H25ZM54 192V191H53ZM86 192V191H85ZM106 192V191H105ZM158 192H160V191H158ZM163 192V191H162ZM164 192H166L167 193V191H164ZM250 192V191H249ZM248 192V193H249ZM23 193H24V191H23ZM22 193V194H23ZM31 193V192H30ZM30 193L28 194L27 193V195H29V197L28 198H26V196H25V199L27 200V199H29L30 198ZM48 193H51L50 191L48 192ZM101 193H104V191L103 192H101ZM100 193V194H101ZM109 193V192H108ZM169 193V192H168ZM185 193V192H184ZM192 193H195V195H196V192H192ZM192 193H190V195L192 194ZM247 193V194H248ZM21 194V193H20ZM22 194H21V196H22ZM43 194H45V192L43 193ZM54 195H56L55 193H53ZM99 193L97 194V195H100ZM143 194V193H142ZM158 196H160L158 193H156ZM187 194H189L188 192H187ZM18 195H19V193H18ZM24 195V194H23ZM46 195V194H45ZM48 196L49 195H52V193L51 194H47ZM96 195V196H97ZM112 195V194H111ZM115 195V194H114ZM148 195V194H147ZM146 195V196H147ZM153 195V197L152 198H154L155 196H154V194H152ZM186 195V194H185ZM184 195V196H185ZM190 195H188L189 196V198H190ZM193 195V197H194V194H192ZM1 189H0V203H2L1 202ZM21 196H18V198L19 197H21ZM44 196V195H43ZM95 195L94 196H92V197H90V198H87L86 197V199L85 198H83V199H85L86 201H87V199H89V200H91L92 198H94V197H96ZM150 196V195H149ZM161 196H163V194L161 195ZM165 196V195H164ZM24 197V196H23ZM89 197V196H88ZM98 197V196H97ZM96 197V198H97ZM105 197V196H104ZM103 195H102V199H101V202H102V200H103ZM112 197V196H111ZM111 197H108L109 199L111 198ZM140 197V196H139ZM138 197V198H139ZM168 197V195L166 196V198ZM186 197V200H187V195L185 196ZM192 197V198H193ZM199 197H203L202 195L201 196H199ZM244 197H246V196H244ZM45 198V197H44ZM47 198V197H46ZM56 198V197H55ZM55 198H54V201H55ZM101 198V197H100ZM112 198H114V197H112ZM140 198H142V197H140ZM145 198V197H144ZM144 198H142V199H144ZM149 198V197H148ZM147 198V199H148ZM151 197H150V199H152ZM156 198V197H155ZM164 198V197H163ZM24 199V201H26ZM49 199V198H48ZM106 199H107V196H106ZM198 199V198H197ZM201 199V198H200ZM203 199V198H202ZM206 199H207V197H206ZM205 199V200H206ZM21 200V199H20ZM20 200H16V202L14 203V205L16 206V207H21V203L20 202H22V204H23V201H20ZM22 200H23V198H22ZM43 200H45V199H43ZM42 199H41V202L43 201ZM114 199H112V200H106V203L107 202H110V201H113ZM193 200H195V199H193ZM199 200V199H198ZM209 200V199H208ZM6 201H7V199H6ZM48 201H51V200H48ZM54 201H52V202H54ZM97 200L95 199V202H96ZM188 201H190V200H188ZM187 201V202H188ZM191 201H192V199H191ZM204 201V200H203ZM207 201V200H206ZM205 201V202H206ZM210 201V200H209ZM27 202V201H26ZM45 202V201H44ZM46 202H47V200H46ZM46 202H45V205H46ZM93 202V201H92ZM95 202L93 203L94 204V206H96L97 204H99V203H101V202H99V203H97V204H95ZM98 202V201H97ZM129 202V201H128ZM166 202V201H165ZM194 202V204H195V206H196V203L198 202H196L195 203V201H193ZM199 202H201L200 200H199ZM7 203V202H6ZM43 203V202H42ZM48 203V202H47ZM50 203V202H49ZM91 203V202H90ZM123 203V202H122ZM147 203V202H146ZM145 203V204H146ZM150 203V207H146V206H144V208H145V210L144 211H146V208L147 209H152L151 207V202H149ZM149 203H147L146 205H148ZM153 203H156V202H153ZM161 203H163V202H161ZM201 203H203V202H201ZM248 203V199L247 198H245V204H247ZM3 204V203H2ZM27 204V203H26ZM25 204V202H24V205H26ZM51 204V203H50ZM53 204V203H52ZM107 204H109V203H107ZM111 204V203H110ZM129 204V203H128ZM144 204V203H143ZM143 204H142V207H143ZM160 204V203H159ZM193 203H191L190 202V205H188L189 207H188V210H186L188 213H189V211H192V209H196L195 207H194V205H192ZM204 204V203H203ZM207 204V203H206ZM205 204V205H206ZM222 204H223V201H222ZM44 204H42V206H43ZM87 205V204H86ZM90 204L88 203V206H89ZM104 205V204H103ZM126 205V204H125ZM152 205H154V204H152ZM156 205V204H155ZM158 205V204H157ZM161 205V204H160ZM159 205V206H160ZM163 205V204H162ZM161 205V206H162ZM5 206V205H4ZM47 206V205H46ZM83 207L81 208V207H78V208H80L81 210H86L87 208H88V206H86V207H84V205H82ZM105 206V205H104ZM104 206H103V208H104ZM107 206H109V205H107ZM106 206V207H107ZM124 206V205H123ZM130 206V205H129ZM226 206H227V203H226V201L224 200V210H223V213H224V217H225V225L224 226H222V232L223 233H226L227 234V236L229 237H227V240L226 241H224V243H225V245H227V246H224L223 248H222V250H223V254H224V256H225V258H226V260H228L229 259V257L230 256H232V255H236V254H242L241 252H243V248L245 247L244 245H243V239L241 238V235L240 234H244L245 233V235L247 234V233H249L248 231H246V229L244 228V224H239V222H234V219L232 220V219H230L229 218V216H228V209H226L225 210V208H226ZM1 207V206H0ZM6 207H7V204H6ZM27 207V206H26ZM90 207H92V203H91V206ZM105 207V208H106ZM132 207H136V206H134V205H132ZM156 207V206H155ZM154 206H153V208H155ZM163 207V206H162ZM206 207V206H205ZM204 207V208H205ZM38 208V207H37ZM96 208V207H95ZM94 208V209H95ZM102 208V207H101ZM111 208V207H110ZM130 208V207H129ZM203 208V210L205 211V209ZM23 209H24V207H23ZM54 207L51 205L50 206V209H48V213H46V221H48V223L50 224V225H53L52 223H54V219L55 218H53L55 215H54ZM79 209V210H80ZM89 209V208H88ZM143 209V208H142ZM149 209V210H150ZM157 209H158V206H157ZM165 209V208H164ZM18 211H20V209H17ZM56 210V209H55ZM90 210V209H89ZM88 210V211H89ZM91 210H93V207L91 208ZM99 210H100V212H101V210L102 209H100L99 208ZM104 210V209H103ZM111 210H113V208L111 209ZM111 210L108 212V214L104 217V218H107V217H109L110 215L109 214H111L110 212H111ZM122 210V207H118V210H115V211H121ZM132 210V209H131ZM130 210V211H131ZM152 210H155V209H152ZM159 210H161V209H158V211ZM235 210V209H234ZM233 210V211H234ZM37 211H38V209H37ZM77 211V210H76ZM134 211H136V209L134 210ZM148 211V210H147ZM182 211V210H181ZM195 211H197V210H195ZM194 211V212H195ZM232 211V212H233ZM10 211H6V210H4V209H2L1 208V210H0V213H1V215L2 216H7L6 214H8ZM23 212V211H22ZM83 212V211H82ZM81 212V213H82ZM90 212V211H89ZM102 212H104V211H102ZM107 212V211H106ZM126 212H129V210L128 211H126ZM185 212V211H184ZM18 213H20V212H18ZM84 213V212H83ZM82 213V214H83ZM88 213V212H87ZM148 214H149V212H147ZM24 214V213H23ZM25 214H26V211H25ZM52 214H53V216H52ZM78 214H79V212L77 211L76 212V216H78ZM86 213H84V215H85ZM148 214L146 215V214H144V216L146 215L147 217L146 218H148ZM151 214V213H150ZM181 214V213H180ZM179 214V215H180ZM192 214V213H191ZM87 215V214H86ZM100 215H101V213H100ZM141 215V214H140ZM154 215H155V217H154ZM183 215V214H182ZM189 215V214H188ZM193 215V214H192ZM16 216H17V214H16ZM19 216V215H18ZM17 216V217H18ZM92 216V215H91ZM102 216V215H101ZM138 216V215H137ZM136 216V217H137ZM143 216V214L141 215V217ZM99 217V216H98ZM114 217H115V215H114ZM153 217L154 218H152V214H151V217H149V218H151V219H155L156 218V214L154 213L153 214ZM3 218V217H2ZM20 218H22L21 216H20ZM97 218V217H96ZM112 218V219H111ZM129 218V217H128ZM127 218V219H128ZM131 218V217H130ZM145 219V217H142V218H140V219ZM148 218V219H149ZM17 219V218H16ZM15 219V220H16ZM39 219V218H38ZM53 219V220H52ZM88 219H89V217H88ZM103 219V218H102ZM148 219H146V222H147V220ZM156 219H158V218H156ZM239 219V218H238ZM18 220V219H17ZM23 220V219H22ZM51 220L53 221L52 223H51ZM94 220H97V219H94ZM105 220H107V219H103V222L105 221ZM114 220H115V218H113V217H109V219H108V225H107V227L106 228H103L102 230H100V233H102V234H105L104 236H106V239H107V237L108 236H110V235H112L113 234V232H114V230H111V224L114 226ZM152 220V221H153ZM190 220H191V218H190ZM21 221V220H20ZM150 221V220H149ZM148 221V222H149ZM156 221H159V219L158 220H156ZM13 222H15L14 220L12 221V224H13ZM94 222V221H93ZM97 222V221H96ZM102 222V223H103ZM126 222H127V220H126ZM129 222V221H128ZM127 222V223H128ZM145 222V221H144ZM147 222V223H148ZM151 222V221H150ZM5 223H7L4 219H2L1 220V225H0V227H1V230L3 231L4 230V226H5ZM8 223L9 224H7L8 226L10 225V223H11V221L9 222L8 221ZM17 223V225H20V222H19V224H18V221L16 222ZM23 223H25V220H24V222ZM126 223V224H127ZM131 223H133V225H134V222L133 221H131ZM131 223H130V225H131ZM158 223V222H157ZM99 224V223H98ZM158 224H160L161 225V223H158ZM16 225V226H17ZM37 225V224H36ZM160 225H159V228H160ZM241 225V226H240ZM7 226V228L5 229L6 231V233H8L9 232V230H8V232H7V229H9V227ZM13 226H14V224H13ZM24 226V225H23ZM143 226V225H142ZM156 225H155V222L153 221L152 223H150V224H148L147 225V227L145 228L146 230L145 231H142L141 230V235H144L145 237H143L144 239L147 237V239H148V244L146 243L145 245H146V248H145V246L143 245L144 243H140L139 242V236H138V238L139 239H137V236H136V233H135V231L133 230V228L134 227H132V228H130V227H126L125 225H121L119 228H118V231H119V233H118V235H117V237L114 239V240H116L117 242H115V243H111V245L109 246V244H108V247L107 248H105L106 246H105V244H107V243H105L104 244V242H102L101 240H100V243H98V241H97V243H95L93 246L94 247H96L95 249H94V251H96V249L98 248V247H103L104 249H99L98 251H96L92 256H88L87 257V255L86 254H84L83 252H84V248H85V245L82 247V249H81V252L79 253L80 255V257H81V260H82V262H84L83 264H93V261L95 262V264H115L114 262H116L117 264H132V262L134 263V264H136V263H138V264H140V263H143V262H145L146 261V259L145 258H147V256H150V255H152V256H154L156 259H154V257H153V259L154 260H156V262H159L158 261V259H159V255H160V257H161V251L162 250H166V249H168V247L166 248V245H168L167 243V241H166V239H161V237L157 234L158 233V231L156 230V227H155ZM240 226V227H239ZM49 227V226H48ZM51 228L52 227H54L55 228V226H50ZM90 227H91V225H90ZM243 227V228H242ZM19 229H20V227H18ZM18 228H17V230H16V228L14 227V229H15V232H13L14 233V235H15V238L17 237V235H18ZM54 228L51 230L52 232H54ZM157 228H158V225H157ZM158 228V229H159ZM134 229H137V228H134ZM139 229V228H138ZM144 229V228H143ZM11 230H12V225H11ZM10 230V231H11ZM37 230V229H36ZM43 230H44V228H43ZM127 231V232H126ZM139 231V230H138ZM137 231V233H139L140 234V232H138ZM157 231V232H156ZM4 232V233H5ZM12 232H11V235H12ZM21 232V231H20ZM144 232V234H142ZM247 232V233H246ZM3 233V234H4ZM45 233V230H44V232H43V234ZM92 233H94V232H92ZM240 233V234H239ZM42 234V235H43ZM148 234V235H147ZM36 235V234H35ZM54 234L52 233V236H53ZM140 235V236H141ZM147 235V236H146ZM7 236V235H6ZM50 236H51V234H50ZM133 236V238H132V240L134 239L135 241H133V243L130 245V247L129 248H126V249H123V246H122V240L125 238V239H127V240H124L123 242H125V241H132V240H130V238ZM37 237V236H36ZM54 237H55V235H54ZM141 237V238H142ZM148 237H150V238H148ZM4 238V237H3ZM6 238V237H5ZM11 238V237H10ZM19 238V237H18ZM43 238H45V240L46 239H48V238H46L45 236H43ZM143 238H142V240H143ZM33 239H34V237H33ZM146 239V240H147ZM3 240V239H2ZM44 240V241H45ZM4 241V240H3ZM12 241V244L10 245V247L13 245V240H11ZM10 241V242H11ZM140 241H141V239H140ZM167 242V243H166ZM46 244L43 246V248L44 249H47L48 248V246H49V243H50V241H46L45 242ZM172 243H174V242H172L171 241V244ZM170 243H169V245H171ZM3 245H5V244H3ZM69 245V244H68ZM168 245V246H169ZM174 245V244H173ZM124 247H126V245H124ZM171 247H172V245H171ZM4 248V247H3ZM36 248V247H35ZM193 248V247H192ZM192 248L190 249V250H192ZM170 249V248H169ZM6 250V249H5ZM69 250H70V246L67 248V252H69ZM177 250H178V248H177ZM187 250V249H186ZM194 250H195V248H194ZM168 251V250H167ZM166 251V252H167ZM99 252V253H98ZM163 252V251H162ZM166 252H165V254H166ZM178 253H179V251H177ZM187 252V251H186ZM192 252V251H191ZM44 253H45V255H47L46 254V251L44 250ZM49 253H51V254H49ZM97 253H98V255H97ZM160 253V254H159ZM168 253L170 254L171 252H169L168 251ZM176 253V252H175ZM159 254V255H158ZM163 254V253H162ZM164 254V255H165ZM169 254H166V255H169ZM182 254V253H181ZM44 255V254H43ZM44 255V256H45ZM49 255H52V251L49 249L48 250V256ZM97 255V256H96ZM208 255V254H207ZM29 256V255H28ZM30 256H32V255H30ZM158 258H157V257ZM173 257H174V253H173V255H172ZM179 256H180V254H179ZM185 256V255H184ZM190 256V255H189ZM205 256H206V254H205ZM46 257V259H47V256H45ZM50 257V256H49ZM100 257H103V261H100V260H98ZM162 257H163V255H162ZM167 257V256H166ZM166 257H164L165 259H166ZM173 257H171V258H173ZM187 257V256H186ZM202 257V256H201ZM203 257H204V255H203ZM168 259H169V257H167ZM177 258V260H178V257H176V255H175V259ZM183 258V257H182ZM8 259H10L9 258V256H8ZM28 259V258H27ZM148 259V258H147ZM161 259V258H160ZM168 259H167V261H166V263L168 262ZM181 259V258H180ZM184 259H185V257H184ZM189 259V258H188ZM203 260H204V258H202ZM202 259H199V260H201L202 261ZM244 259H248V258H244ZM30 260H31V258H30ZM130 260H131V262H130ZM142 260H145V261H143L142 262ZM151 260V259H150ZM149 260V261H150ZM174 260V259H173ZM210 262L208 263V264H212V261H213V264H214V261L216 260V259H214V258H211L210 257ZM218 260V259H217ZM48 261V260H47ZM161 261H162V259H161ZM163 261H164V259H163ZM181 260H179V262H180ZM252 261H255V263L256 264H264V257L263 256H260V257H258V258H255L254 257V259L252 260ZM146 262H148V261H146ZM151 262L152 261H150L149 263L151 264ZM169 262H171V261H169ZM168 262V263H169ZM176 262V260L175 261H173V263H175ZM178 262V263H179ZM183 262V261H182ZM204 262V261H203ZM24 263H28V261H26V262H24ZM29 263H30V261H29ZM148 263V264H149ZM165 263V262H164ZM200 263V262H199ZM202 263V262H201ZM200 263V264H201ZM0 264H2V262H0ZM9 264V263H8ZM43 264V263H42ZM145 264V263H144ZM153 264V263H152ZM154 264H155V261H154ZM176 264V263H175ZM179 264H181V263H179ZM215 264H217V263H215ZM219 264V263H218Z\"/></svg>",
	"mask_w": 264,
	"mask_h": 264
}]
</instances>
